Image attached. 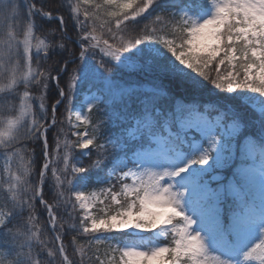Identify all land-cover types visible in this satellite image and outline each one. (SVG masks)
<instances>
[{
  "label": "snow or ice",
  "instance_id": "obj_1",
  "mask_svg": "<svg viewBox=\"0 0 264 264\" xmlns=\"http://www.w3.org/2000/svg\"><path fill=\"white\" fill-rule=\"evenodd\" d=\"M0 158V264H264V0H0Z\"/></svg>",
  "mask_w": 264,
  "mask_h": 264
},
{
  "label": "rangeland",
  "instance_id": "obj_2",
  "mask_svg": "<svg viewBox=\"0 0 264 264\" xmlns=\"http://www.w3.org/2000/svg\"><path fill=\"white\" fill-rule=\"evenodd\" d=\"M86 93H82L81 94V98H80V101L78 103H82L83 102V99H84V95ZM250 95H256V94H251ZM257 99H259V97L257 96L256 97ZM3 164V159L0 158V165ZM253 195L255 197V200H256V203H257V206L259 207L260 204H261V199H262V190H261V182L259 180V178H257V180L255 181L254 185H253ZM147 235V234H146ZM258 235V233H257ZM163 237H161L160 239H162ZM255 242H259V239H256ZM253 264H258V262L256 261H253Z\"/></svg>",
  "mask_w": 264,
  "mask_h": 264
},
{
  "label": "trees",
  "instance_id": "obj_3",
  "mask_svg": "<svg viewBox=\"0 0 264 264\" xmlns=\"http://www.w3.org/2000/svg\"><path fill=\"white\" fill-rule=\"evenodd\" d=\"M192 0H181V3H190ZM202 100L205 102H211V103H219V104H225L227 103L225 100H223L221 97L216 96L215 94H204L202 97ZM162 238L161 240H163Z\"/></svg>",
  "mask_w": 264,
  "mask_h": 264
}]
</instances>
